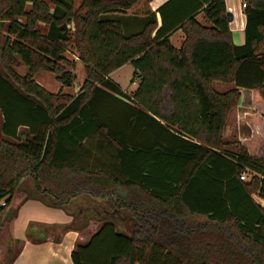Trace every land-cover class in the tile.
I'll list each match as a JSON object with an SVG mask.
<instances>
[{
  "label": "trees",
  "instance_id": "obj_1",
  "mask_svg": "<svg viewBox=\"0 0 264 264\" xmlns=\"http://www.w3.org/2000/svg\"><path fill=\"white\" fill-rule=\"evenodd\" d=\"M137 1L82 0L76 8L73 0H51V9L45 0H0V22L16 36L2 50L0 199L7 206L0 228L29 177L36 199L54 207L88 195L133 221L129 236L104 223L72 252L74 264H264V207L253 199L264 197V159L226 150L223 138L239 88L264 100V4L246 2L247 42L237 47L225 0H197L182 16L166 15L180 1L170 0L158 10L160 29L152 14L141 32L125 36L106 15ZM201 8L212 27L197 21ZM179 29L186 39L177 49L170 36ZM71 41L87 79L75 97L50 94L34 74L48 70L71 86L64 56ZM20 63L26 76L16 72ZM128 63L140 79L129 103L106 78ZM215 81L235 87L219 93ZM247 172L251 179L241 180Z\"/></svg>",
  "mask_w": 264,
  "mask_h": 264
},
{
  "label": "crops",
  "instance_id": "obj_2",
  "mask_svg": "<svg viewBox=\"0 0 264 264\" xmlns=\"http://www.w3.org/2000/svg\"><path fill=\"white\" fill-rule=\"evenodd\" d=\"M169 1L138 0L131 9L125 12L109 13L106 18L119 21L122 26V33L125 36H131L141 32L148 20V16L155 14L158 30L162 27V18L158 10ZM199 2L203 1L199 0ZM244 2L248 3V8L250 9H252V3L259 2L264 4V0H225L227 11L232 15V20L229 23L232 42L237 47H242L247 42V9L242 7ZM197 3V0H180L175 5L170 6L165 13L167 15L169 12L177 11L179 16H182L194 11ZM204 6H206L205 3ZM138 7L141 8L135 11ZM196 19L202 26L212 27L211 22L205 17L203 8L197 12ZM9 26V22H0V40L4 38L3 45L8 41L13 42L16 40V36L9 33ZM253 32V30H250V35ZM261 33L264 36V27H261ZM185 39V33L181 29L174 31L170 36L172 45L177 49L183 46ZM258 49L260 54L264 52V37ZM0 74L2 73L0 72ZM112 75L113 73L106 78L129 95V97L124 99V101L129 103L131 101L129 98L137 89L132 94L128 93L119 83L112 79ZM74 81L71 86H63L71 88L74 85ZM139 83L140 79L138 86ZM213 87L217 92L225 93L233 89L235 84L215 81ZM81 89L82 86L79 93ZM239 90L241 92L240 103L237 108L229 113L223 132V138L229 144L226 150L236 152L238 149L244 148L250 156L264 159V129L259 128V125L264 126V100L254 90L246 88H239ZM233 111H236V119L233 121V129L231 131L229 121ZM248 114L250 116L246 118ZM0 119L1 133L4 123L2 113H0ZM157 119L162 124L167 125L165 121ZM23 130V128H20L19 132ZM192 140L198 142L194 138ZM152 142H155V138L152 139ZM253 144L255 148H253ZM245 174L251 175L248 172ZM22 185L23 182L8 207L0 228V243H2L0 247V264H5L4 261L12 255L14 257L9 264H73L72 252L78 245L87 243L102 226L99 224L98 229L94 231V228H92L94 225L90 223L93 220L101 222L100 219L104 217H100L101 215L95 217L92 213H90L89 217L84 215L75 216V213L70 210L68 212L65 208L52 206L51 201L45 197L36 199L32 184H29L21 191ZM253 199L257 204L264 207V197L254 194ZM81 217L83 218V223L79 224ZM104 223H106V220ZM33 227H37L34 232L32 231ZM3 240L4 242H2Z\"/></svg>",
  "mask_w": 264,
  "mask_h": 264
},
{
  "label": "rangeland",
  "instance_id": "obj_3",
  "mask_svg": "<svg viewBox=\"0 0 264 264\" xmlns=\"http://www.w3.org/2000/svg\"><path fill=\"white\" fill-rule=\"evenodd\" d=\"M45 1L50 5L51 9L54 8V5L51 3V0H45ZM73 2H74L75 7L78 8V7H80L82 0H73ZM140 8L141 7H138L137 9H135V11L139 10ZM42 24L43 25H40L41 31L43 33H46L48 28L44 23H42ZM70 28L72 29V31H74L75 25L73 23L70 24ZM3 44H4V38H2L0 40V72L2 74H6L5 68L3 66V57H2V50H3V47L5 46ZM64 56L71 63V66L69 67V69L72 72L73 76L75 77L73 87H71V88L64 87L63 84H61L57 80L56 74L53 72H50L48 70L37 71L34 74L33 79L36 83H38L41 87H43L50 94H54V95L63 94L65 96L74 97L79 93L81 86H83L84 82L87 79L86 69H85L84 63L80 60V53L78 52V50L75 46V43L73 41H71V43L67 46V49H66ZM16 72L20 76H26L29 72V68L26 65L20 63V66L16 68ZM112 79L115 80L117 83H119L123 87V89L126 90L130 94H132L138 87L139 78L137 75H135V68L131 63L126 64L125 66L114 71L113 75H112ZM235 115H236V111H233L232 116L230 117V121H229V128L231 131L233 129V121L236 119ZM249 116H250L249 114L246 115V118ZM243 121H244V118H243ZM259 128H261L263 130L264 126L259 125ZM253 148H255L254 144H253ZM245 175H246V179L244 181H249L251 179L252 175H248V174H245ZM29 184H32V182H31V179L28 177V178L24 179L23 185H22L20 190L23 191L22 189H24L26 186H29ZM108 205H109L108 202H103L102 200L101 201H98V200L95 201L94 199H92V197H90L88 195H86V196L83 195L80 198H78L77 200H75L73 203H71L67 207V209L66 208L65 209L74 212L75 216L84 215V216L89 217V215H91L90 213H92V214H94L95 217H98V215H101L100 217H104V218L100 219L102 223L100 221H99L100 222L99 223V222L94 221V220L92 223H90V224L94 225L92 227V228H94V231H96L98 229L99 224L103 225L105 220H106V222L111 221L112 223L116 224V231L118 233H121V234H124L127 236L131 235L132 234L133 221L130 220L129 218H126V217H124V218L122 217V219H120L118 217V215H114L111 212L112 209H111L110 205L109 206ZM97 212H99V213H97ZM106 213H109V214L106 215ZM82 221H83V218L81 217V219H79L78 223L79 224L83 223ZM36 230H37V227L32 228L33 232ZM8 241L10 242V240H8ZM2 242H4V240ZM1 246H2V243H0V247ZM99 246H101V245H99V242L95 243L93 245V248L91 249V251L92 252H98ZM13 257H14V255L8 257L4 261L5 264H9Z\"/></svg>",
  "mask_w": 264,
  "mask_h": 264
},
{
  "label": "built area",
  "instance_id": "obj_4",
  "mask_svg": "<svg viewBox=\"0 0 264 264\" xmlns=\"http://www.w3.org/2000/svg\"><path fill=\"white\" fill-rule=\"evenodd\" d=\"M242 7L244 8V9H246L247 8V3L246 2H244L243 4H242ZM126 93V92H125ZM241 180H245L246 179V175L245 174H243V175H241ZM7 206V203H6V199H0V209L1 208H4V207H6Z\"/></svg>",
  "mask_w": 264,
  "mask_h": 264
},
{
  "label": "water",
  "instance_id": "obj_5",
  "mask_svg": "<svg viewBox=\"0 0 264 264\" xmlns=\"http://www.w3.org/2000/svg\"><path fill=\"white\" fill-rule=\"evenodd\" d=\"M228 16L230 17V21L232 20V15L230 13H228Z\"/></svg>",
  "mask_w": 264,
  "mask_h": 264
}]
</instances>
